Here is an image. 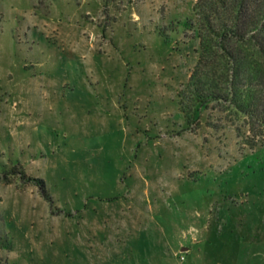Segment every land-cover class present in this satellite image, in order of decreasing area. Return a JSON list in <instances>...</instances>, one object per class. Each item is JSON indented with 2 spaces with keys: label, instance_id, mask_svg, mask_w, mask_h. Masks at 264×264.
Listing matches in <instances>:
<instances>
[{
  "label": "rangeland",
  "instance_id": "1",
  "mask_svg": "<svg viewBox=\"0 0 264 264\" xmlns=\"http://www.w3.org/2000/svg\"><path fill=\"white\" fill-rule=\"evenodd\" d=\"M195 1L0 0V264H264V127L180 110Z\"/></svg>",
  "mask_w": 264,
  "mask_h": 264
},
{
  "label": "trees",
  "instance_id": "2",
  "mask_svg": "<svg viewBox=\"0 0 264 264\" xmlns=\"http://www.w3.org/2000/svg\"><path fill=\"white\" fill-rule=\"evenodd\" d=\"M193 11L195 21L184 27L196 28L198 58L180 110L188 120L189 112L215 103L243 116L249 128L264 127V0H196Z\"/></svg>",
  "mask_w": 264,
  "mask_h": 264
},
{
  "label": "built area",
  "instance_id": "3",
  "mask_svg": "<svg viewBox=\"0 0 264 264\" xmlns=\"http://www.w3.org/2000/svg\"><path fill=\"white\" fill-rule=\"evenodd\" d=\"M181 259H183V257H181Z\"/></svg>",
  "mask_w": 264,
  "mask_h": 264
},
{
  "label": "crops",
  "instance_id": "4",
  "mask_svg": "<svg viewBox=\"0 0 264 264\" xmlns=\"http://www.w3.org/2000/svg\"><path fill=\"white\" fill-rule=\"evenodd\" d=\"M184 250V249H183Z\"/></svg>",
  "mask_w": 264,
  "mask_h": 264
}]
</instances>
